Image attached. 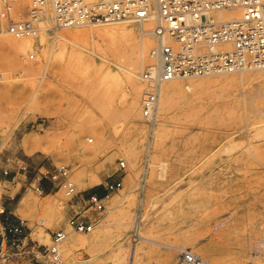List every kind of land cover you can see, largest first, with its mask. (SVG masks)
I'll return each mask as SVG.
<instances>
[{"label": "rangeland", "instance_id": "374dc122", "mask_svg": "<svg viewBox=\"0 0 264 264\" xmlns=\"http://www.w3.org/2000/svg\"><path fill=\"white\" fill-rule=\"evenodd\" d=\"M114 25L139 28L136 22L102 26ZM90 28L96 27L64 28L57 35L47 30V43L36 52L32 48L39 41L34 33L31 49L16 57L18 63L40 66L30 75L21 72L20 64L5 67V53L0 49V209L9 203L12 219L22 220L29 236L45 245L50 243V232L58 228L85 238L96 231L104 233L100 244L78 247L67 256L61 246L60 264H112L111 250L118 240L124 244L125 255L137 244L149 251L140 264H160L161 256H168L162 263L174 264L181 248L205 255L214 264L226 259L255 264L264 259V115L255 112L254 102L245 101L254 88L252 82L243 81L239 73L178 79L190 101L172 107L155 145V123L151 127L141 118L122 117V83L112 89L110 104H103L96 75L89 74L91 84L82 77L66 76L58 58L47 55L58 34ZM90 42L84 38L83 44L93 50ZM138 42L125 50L90 54L97 67L121 74L139 54ZM31 52L34 56L28 58ZM144 62L141 68L147 65ZM188 84L192 89L185 88ZM30 94L40 98L39 111L46 117L31 114ZM29 136L40 138L41 147H26L22 139ZM119 161L124 162V171H116ZM59 165L69 168L77 193L74 209L86 206L88 193L104 197L105 183L122 179L121 187L103 200L102 210H87L96 223L89 233L67 228L71 209L57 182L43 179L44 192L34 190L40 173ZM47 194H56L54 204L60 213L49 218L39 208L26 212L29 219H23L16 212L23 195L40 203ZM137 217L144 220L141 234L156 243L134 240ZM206 249L221 261H213Z\"/></svg>", "mask_w": 264, "mask_h": 264}, {"label": "built area", "instance_id": "2783aa9c", "mask_svg": "<svg viewBox=\"0 0 264 264\" xmlns=\"http://www.w3.org/2000/svg\"><path fill=\"white\" fill-rule=\"evenodd\" d=\"M25 1L0 0L4 32L16 38L33 35L36 23L48 10L53 26L59 28L153 17L155 44L150 56L154 62L140 73L141 114L148 122L156 114L163 82L264 69V0H28L27 5ZM21 5L28 12L26 19L18 14ZM227 9L234 10L237 16L223 20L219 13ZM124 167V162L119 161L116 171H124ZM43 179L57 182L68 197V227L76 232L91 231L96 223L87 210H102V195L88 193L86 206L74 209L77 193L67 166H53L40 173L34 187L38 194L45 190L40 183ZM121 180L118 177L106 182L104 195L119 189ZM66 235L65 229H55L50 232V243L45 245L29 236L22 220H0V264H59V244ZM174 264L213 263L183 248Z\"/></svg>", "mask_w": 264, "mask_h": 264}, {"label": "bare ground", "instance_id": "6f19581e", "mask_svg": "<svg viewBox=\"0 0 264 264\" xmlns=\"http://www.w3.org/2000/svg\"><path fill=\"white\" fill-rule=\"evenodd\" d=\"M25 3L27 5L28 0H26ZM25 12H26V14L23 17L22 15ZM18 14L20 15L21 19H26L28 17V12H27V10H24L22 5L20 6V10H19ZM219 16L223 20H228V19H232L233 17L237 16V14L235 13L234 10L227 9V10L221 11L219 13ZM127 22L138 23V25H139L138 31L132 27H127V26H119V25H117V26H115V25L114 26H102V25H108V24H118V23H127ZM154 23H155L154 18L149 17L148 19H145L143 21H132V20L128 21V20H126V21H122V22H114V23H107V24H100V25H84V26H89V27L92 26V27H96V28H90L91 30L85 29L84 31H80V30L79 31H68L66 33L58 34V38L53 40L52 47H50V49L47 51V55H51V53H52L55 55V57L58 58V61L60 62V65L63 68L66 76H71L73 78L82 77L86 83H90L91 79H89V74L93 73L94 75H96L97 76L96 78L99 82V85L102 88L100 90V98H101V101L103 102V104H105V103L110 104V102L112 101L111 97L113 96L112 95V93H113L112 89L117 87L118 85H120V83H122V86L120 87L122 90V94H121V97H122V99H121V115H122V117L125 120H133V121H134V118H141L146 123H148V125H151V127H153L154 123H155V128H154L155 137H154V139H155V145H157L160 141L161 136H162V132L164 129V125L166 123L167 115L170 112V110L172 109V107L176 103H179V102H189L190 98L184 94V92L180 86V83L178 82V79H180V78H174V79H171L169 81L162 83V85L160 87V95H159V102H158L157 111H156V114H155V116L151 122H148L146 119L143 118V116L141 114V106H140V110H139L138 100L140 97V93L141 92L143 93V83H142V80H139V78H138V77H140V74L138 76V70L140 68V69H142L141 71H143L145 68L151 66L154 62L150 56V52H151V50L155 44V35H154V32L152 31V29L155 25ZM97 26H101V27H97ZM4 27H5V21L0 19V49H2V51H4V53H5V56L2 58V64L5 67H10V68L15 67L16 65L20 64V65H22L21 66V72L23 71V73H26L27 75H30L34 71L39 70V68H40L39 65L34 66V65L18 63V61H17L18 58L16 60V57L18 56V54L24 55L27 50L31 49L32 36L34 34L30 35V36L23 37V38H16V37H13L12 35L4 32ZM60 29H64V28H59V27L53 26V23L51 21V11L48 10V13L45 16H43L41 18V20L38 23H36V25H35L34 33H35V35L38 34L36 37L38 38V41H39L38 44L39 45H35L34 48H32L33 51L36 52L39 49H42V50L44 49V47H42V46L47 43V30H50L56 34ZM138 35L140 37L139 40H138ZM84 38H86V39L90 38L91 39L92 42H90V43L93 44V50H89L87 47L84 46V44H83ZM137 41H139L138 42L139 54L134 57L133 61L130 63V65L128 67H125L124 69H122L123 72H121V74L113 72L108 68L102 69V66L97 67L98 65L96 66V63L90 54V52L96 53V54L106 53V50L109 52L110 50L112 51L113 49L125 50L126 48L133 45L132 43H137ZM136 48H137V46H136ZM34 52L27 54L28 58L30 55L33 58ZM87 53H89V54H87ZM103 55H100V56L103 57ZM140 59H142V62L145 61L144 63L145 64L147 63V65H145V66L143 65V67L141 68L142 62L140 63ZM249 71H259V72L256 74V73L249 72ZM227 73L228 74L239 73V75H240L239 77L243 81L252 82V84L254 85V88L252 91H250V92L248 91L246 93L247 95L245 94L246 95L245 101L247 100L248 102L249 101L254 102L255 103V106H254L255 112L257 114L264 115V75H262V73H264V69H252V70H243L241 72H227ZM227 73H219V74H215V75L202 76V77H208V79H211V77L224 75ZM82 78H81V80H82ZM90 78H91V75H90ZM191 78H193V77H191ZM187 79H189V78H187ZM81 82L82 81H80V83ZM10 86H8V87H10ZM184 86H185V88H187V90L192 89L189 84L184 85ZM195 86H196V84L192 83V87H195ZM82 87L84 89L83 85H82ZM6 90H9V89L6 88ZM141 96H142V94H141ZM29 97H30L29 98V101H30L29 106H31V108H32V109H30L31 114L39 115L41 117L42 116L46 117L45 112L39 111V99L40 98H36L33 95H31ZM27 102H28V98H27ZM9 110L11 112V109H9ZM10 112H8V113H10ZM9 137H10V135H8V138ZM134 139H132V140H134ZM88 141L91 142L92 139L88 138ZM42 142L43 141L36 136H29V137H25L22 139V143L26 147H30L33 150L41 147ZM129 145H131V144H129ZM128 150L129 151L132 150V147L128 148ZM147 150H150V149H147ZM151 150H152V148H151ZM129 151H128V153H130ZM253 153L256 154V151ZM133 159H135V158H133ZM54 195L56 196V194H54ZM54 195L53 194H47L44 197L45 200L43 199L44 202H40V203L39 202L37 203L36 201L30 200L28 195H25V196L23 195L18 202L16 212L18 214H20L21 216H23V219H29V216L27 215L26 212H28V211L34 212L35 210L41 208L43 210H46V214H48L47 216L50 218L54 214L56 215V214L60 213V210L55 207L54 203L56 201L54 199L55 198ZM108 198H109V195L104 196L103 200H106ZM140 205H141L140 206L141 209H143L144 202L141 201ZM140 221L143 222L144 221L143 218H140V220H139V218L137 217L133 223V236H135L134 240L138 241V239H140L137 243H139L140 241L148 242V243H154V242L156 243L155 240L141 234V232L139 230ZM67 228L70 229L68 227V225H67ZM91 231H89V232H91ZM89 232H83V233H89ZM66 233H68L67 230H66ZM49 237H50V234H49ZM119 238L120 237H118V239ZM47 239H48L47 237L44 238L45 241ZM104 239H105V235L101 231H96V232L92 233L90 235V237H86V238L79 236V235H76V234L68 233V235H66L65 238L59 244V251H60V262H59V264L61 263V257H62L61 246H62V250H64V252L67 256V255L71 254L78 247L87 248V249L93 248L96 245L103 242ZM49 242H50V240H49ZM46 244H48V243H46ZM159 244H161V245L163 244L164 247H166V248H168V247H170L171 249L172 248H174V249L178 248L176 245L166 244L164 242H159ZM123 247H124L123 242L121 240H118L117 244H115L114 247L112 248V250H111L112 254L110 256V258L112 259V264H124V262H125V264H140V260L144 259L145 256L149 252L148 250H144L141 245L137 244V245H134V248H132L130 250V252H128L125 255ZM181 249H183V248H181ZM181 249H179V251ZM206 251H208V250L206 249L205 252ZM209 253H210L209 255L211 256L213 261H215V262L221 261L220 257L217 256V254L215 252L210 251ZM167 257L168 256H161L158 258L157 261L160 264H164L162 262H164ZM204 257H202V258H204L205 260L212 263V261H210L205 255H204ZM168 263L170 264V262H168ZM219 263L220 264H246L242 261H239V259L238 260H236V259L227 260L226 259V261L219 262ZM255 264H264V259L259 260Z\"/></svg>", "mask_w": 264, "mask_h": 264}, {"label": "crops", "instance_id": "0c3cea01", "mask_svg": "<svg viewBox=\"0 0 264 264\" xmlns=\"http://www.w3.org/2000/svg\"><path fill=\"white\" fill-rule=\"evenodd\" d=\"M0 196H1V188H0ZM12 196V195H11ZM1 198V197H0ZM3 207V208H2ZM11 206L9 203H5L1 206V209L0 211H3V212H6L5 215L1 214L0 217L2 216V218H0V220L2 221H5V222H8V223H14L16 222L17 220H13L12 217L10 216L11 214ZM2 212V213H3Z\"/></svg>", "mask_w": 264, "mask_h": 264}]
</instances>
